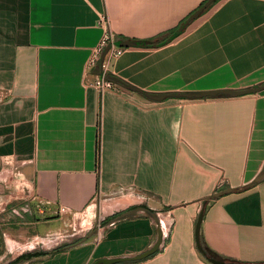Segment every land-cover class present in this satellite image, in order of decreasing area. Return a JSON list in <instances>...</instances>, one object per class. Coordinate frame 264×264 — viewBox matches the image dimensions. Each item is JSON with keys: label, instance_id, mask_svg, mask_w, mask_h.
Returning <instances> with one entry per match:
<instances>
[{"label": "crops", "instance_id": "0c3cea01", "mask_svg": "<svg viewBox=\"0 0 264 264\" xmlns=\"http://www.w3.org/2000/svg\"><path fill=\"white\" fill-rule=\"evenodd\" d=\"M202 1L0 0V213L22 223L31 209L28 223L46 237L63 214L93 213L102 226L97 237L16 264L141 254L158 227L143 212L120 217L138 207L157 213L163 245L113 264H211L194 239L202 207V245L225 261L264 262V179L250 185L264 172V89L178 95L264 83V0L214 1L162 45L104 58L105 73L139 91H99L91 84L99 62L87 68L101 16L120 40L157 42Z\"/></svg>", "mask_w": 264, "mask_h": 264}, {"label": "water", "instance_id": "95a60500", "mask_svg": "<svg viewBox=\"0 0 264 264\" xmlns=\"http://www.w3.org/2000/svg\"><path fill=\"white\" fill-rule=\"evenodd\" d=\"M216 0H205L203 4H201L197 9H195L187 18L178 26L176 29L175 33L173 34V37L178 36L180 32L183 30L184 27H186L196 16H198L200 13H202L212 2ZM142 43H148L147 40H143L141 42L137 40H115V44L118 46H123V47H133L136 46L137 44ZM109 49V45L106 46L99 58V65L98 68L94 71V74H101L102 73V68L101 65L104 61L105 55ZM105 78L108 79L109 81L113 82L114 84H118L123 86L126 89L133 90V91H139L137 88L134 86L127 84L123 81H121L119 78L112 76L109 73L105 74ZM264 89V84L261 86H255V87H248V88H243V89H229V88H221V89H215V90H201V91H191V92H185L178 94L181 97H185L188 99H200V98H217V97H237L245 94H251V93H256ZM144 97L148 100H153V101H160L163 100L166 94H152V93H143ZM264 179V172H259L253 180L250 182V185H255L258 182L262 181ZM231 189H226L224 191L216 192L214 193L211 197H208L206 199L218 197L222 195L225 192H230ZM206 202H204V205ZM139 212H143L150 216L153 220L156 221L157 227H158V232H157V238L153 246L146 250L145 252L135 255V256H124V257H119V258H111V259H100L96 261L93 264H113L121 261H133V260H140L144 259L155 252H157L163 245L164 242V234L162 231V226L159 222V218L156 212L151 211L148 208L145 207H138L135 208L134 210L125 212L120 215V217H125V216H131V215H136ZM203 212L204 209L203 207L200 208L196 222H195V228H194V239H195V245L198 250V252L211 264H264L263 263H246V262H238V261H225L213 256L207 255L205 249L203 248L201 241H200V225L203 217ZM92 233V232H91ZM91 233L88 235V237L91 235Z\"/></svg>", "mask_w": 264, "mask_h": 264}, {"label": "rangeland", "instance_id": "374dc122", "mask_svg": "<svg viewBox=\"0 0 264 264\" xmlns=\"http://www.w3.org/2000/svg\"><path fill=\"white\" fill-rule=\"evenodd\" d=\"M26 216L21 223L11 214L0 213V264H16L20 256L30 251L83 241L91 232L90 237H97L102 227L95 222L93 213L85 212L77 216L63 214L58 229L46 237L36 232V225L28 223L29 217L34 216L31 209Z\"/></svg>", "mask_w": 264, "mask_h": 264}, {"label": "built area", "instance_id": "2783aa9c", "mask_svg": "<svg viewBox=\"0 0 264 264\" xmlns=\"http://www.w3.org/2000/svg\"><path fill=\"white\" fill-rule=\"evenodd\" d=\"M101 24L104 27V33L99 40L98 44L95 46L93 49L92 54L90 55L88 61H87V68H93L94 66H97L100 58V54L102 50L109 45V49L105 55V58L108 59H113L120 54L123 53V51L126 49V47L123 46H118L115 44V36L113 33L109 30L108 24L109 20L107 19L106 16H101ZM104 61L101 65L102 68V73L101 74H94L93 75V80H92V85L99 91L103 90H109L114 86V83L109 81L108 79L105 78V71H104ZM60 213L67 212V208L61 206L59 208Z\"/></svg>", "mask_w": 264, "mask_h": 264}, {"label": "trees", "instance_id": "16d2710c", "mask_svg": "<svg viewBox=\"0 0 264 264\" xmlns=\"http://www.w3.org/2000/svg\"><path fill=\"white\" fill-rule=\"evenodd\" d=\"M216 1H217V0H216ZM216 1H215V2H216ZM204 2H205V0L202 1L201 4H203ZM213 3H214V2H213ZM176 29H177V27H175L174 29L168 31V35H166L165 37H163L161 40H159V41H157V42H152V41L149 40L148 43H145V44L139 43V44H137L136 46H139V47H156V46H160V45H162L165 41L174 38V37H173V34L175 33ZM169 35H170V36H169ZM175 37H176V36H175ZM118 39H119V38H117V37L115 36V40H118ZM137 41L141 42V41H143V40H137ZM263 84H264V83L260 84V86L263 85ZM202 246H203V248L205 249L207 255H209V256H213V257H216V258L219 257V256H217L215 253H213L211 250H209L206 246H204V245H202ZM63 247H64V246L58 247L56 250L61 249V248H63ZM44 253H45V252H40V253H36V252H33V253H32V252H31V253H26V254L20 256V257L18 258V261L21 260V259H29V258H31V257H34V256H36V255H41V254H44Z\"/></svg>", "mask_w": 264, "mask_h": 264}]
</instances>
